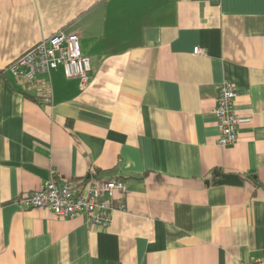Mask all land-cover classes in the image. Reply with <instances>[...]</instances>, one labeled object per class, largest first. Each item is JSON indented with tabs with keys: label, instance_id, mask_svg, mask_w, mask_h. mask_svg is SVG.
<instances>
[{
	"label": "crops",
	"instance_id": "obj_1",
	"mask_svg": "<svg viewBox=\"0 0 264 264\" xmlns=\"http://www.w3.org/2000/svg\"><path fill=\"white\" fill-rule=\"evenodd\" d=\"M58 32L78 36L86 81L58 67L41 76L46 93L0 77V264L262 257L264 0H0V70ZM222 82L240 120L229 146L212 112ZM27 165L58 181L98 174L125 193L107 226L22 209L46 181Z\"/></svg>",
	"mask_w": 264,
	"mask_h": 264
},
{
	"label": "built area",
	"instance_id": "obj_2",
	"mask_svg": "<svg viewBox=\"0 0 264 264\" xmlns=\"http://www.w3.org/2000/svg\"><path fill=\"white\" fill-rule=\"evenodd\" d=\"M193 53L199 55L201 49ZM61 67L65 77L86 81L90 74L89 59L79 49L78 36L55 33L42 39L12 61L7 72L24 85H35L47 93L49 85L41 76ZM236 93L229 82L218 85L215 105L212 109L219 129L218 144L234 145L237 142L240 123L235 108ZM125 193V186L118 180L102 179L90 174L81 182L47 179L42 187L17 199L22 209L43 208L55 217L74 218L85 215L93 225L107 226L116 196ZM248 264H264V255Z\"/></svg>",
	"mask_w": 264,
	"mask_h": 264
},
{
	"label": "water",
	"instance_id": "obj_3",
	"mask_svg": "<svg viewBox=\"0 0 264 264\" xmlns=\"http://www.w3.org/2000/svg\"><path fill=\"white\" fill-rule=\"evenodd\" d=\"M26 168L36 173L37 175L42 177L44 180L48 179L47 173L45 171L36 169L29 165H27ZM214 176L218 178V180L215 181V184H218V185L240 186L242 184V180L235 174H220V173L214 172Z\"/></svg>",
	"mask_w": 264,
	"mask_h": 264
},
{
	"label": "trees",
	"instance_id": "obj_4",
	"mask_svg": "<svg viewBox=\"0 0 264 264\" xmlns=\"http://www.w3.org/2000/svg\"><path fill=\"white\" fill-rule=\"evenodd\" d=\"M7 68V67H6ZM6 68L5 69H3V70H0V77H3L4 76V74L7 72V70H6ZM31 98H33V99H37V98H34V97H31ZM94 175H96V176H98L99 177V175L98 174H94ZM87 178V177H86ZM85 180V179H84Z\"/></svg>",
	"mask_w": 264,
	"mask_h": 264
}]
</instances>
